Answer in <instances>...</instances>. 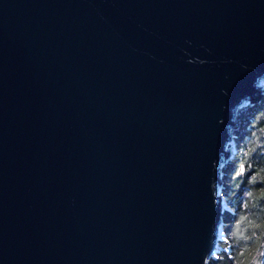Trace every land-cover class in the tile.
<instances>
[{"label":"water","instance_id":"1","mask_svg":"<svg viewBox=\"0 0 264 264\" xmlns=\"http://www.w3.org/2000/svg\"><path fill=\"white\" fill-rule=\"evenodd\" d=\"M263 77L264 0H0V264H207Z\"/></svg>","mask_w":264,"mask_h":264},{"label":"trees","instance_id":"2","mask_svg":"<svg viewBox=\"0 0 264 264\" xmlns=\"http://www.w3.org/2000/svg\"><path fill=\"white\" fill-rule=\"evenodd\" d=\"M232 131L238 152L224 166L222 188L230 207L223 215L230 252L220 242L207 264H264V95L237 111Z\"/></svg>","mask_w":264,"mask_h":264},{"label":"rangeland","instance_id":"3","mask_svg":"<svg viewBox=\"0 0 264 264\" xmlns=\"http://www.w3.org/2000/svg\"><path fill=\"white\" fill-rule=\"evenodd\" d=\"M260 85H259V87L261 88V90L262 91H264V79H262L261 81H260V83H259ZM264 93V92H263ZM264 95V94H263ZM262 95V96H263ZM261 96V97H262ZM254 102H256V101H254ZM253 102V103H254ZM247 105H250L249 103H247V102H243L242 104H241V106L237 109V111L242 107V106H247ZM237 111H236V114H237ZM236 118V117H235ZM236 137L234 136V134H233V131H232V141H231V143L228 145V151L230 152L229 154V156H230V158H233L234 156H235V154L238 152L237 151V143H236ZM221 195H222V200H223V205L225 206L224 207V211H226V210H229L230 209V207H229V205H228V202H227V199H226V197L223 195V191H221ZM220 242H224L225 243V245H220L221 247H223V250L222 251H224V252H226L227 254H228V252H230V250L228 251V248H227V245H226V237L223 235L222 237L220 236V238L218 237V246L215 248V250L211 253V255L209 256V258H215L216 257V254L218 253V249H219V243ZM217 250V251H216ZM228 251V252H227ZM209 258H208V260H209Z\"/></svg>","mask_w":264,"mask_h":264},{"label":"built area","instance_id":"4","mask_svg":"<svg viewBox=\"0 0 264 264\" xmlns=\"http://www.w3.org/2000/svg\"><path fill=\"white\" fill-rule=\"evenodd\" d=\"M223 235L225 236L224 231H223V227H222L221 231L218 233V237L220 238V236L222 237ZM226 241H227V239H226ZM227 248H228V251H229L230 249H229V246L228 245H227Z\"/></svg>","mask_w":264,"mask_h":264},{"label":"bare ground","instance_id":"5","mask_svg":"<svg viewBox=\"0 0 264 264\" xmlns=\"http://www.w3.org/2000/svg\"><path fill=\"white\" fill-rule=\"evenodd\" d=\"M262 79H264V77H263ZM262 79H261V80H262ZM261 80H260V81H261ZM260 81H259V82H258V84H257V86H258V90H260V89H261V88L259 87V85H260V84H259V83H260ZM224 207H225V206H224ZM217 241H218V240H217Z\"/></svg>","mask_w":264,"mask_h":264}]
</instances>
